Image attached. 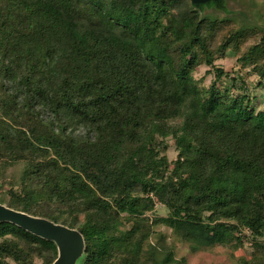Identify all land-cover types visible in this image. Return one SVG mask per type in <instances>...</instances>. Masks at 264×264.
Returning <instances> with one entry per match:
<instances>
[{"label": "trees", "instance_id": "trees-1", "mask_svg": "<svg viewBox=\"0 0 264 264\" xmlns=\"http://www.w3.org/2000/svg\"><path fill=\"white\" fill-rule=\"evenodd\" d=\"M206 8L227 12L223 0H0V202L76 229L78 264H184L166 235L151 240L155 225L193 253L246 240L244 264H264V28ZM55 26L78 76L51 75L16 41L44 45ZM225 51L240 70L215 66ZM200 65L207 87L190 73ZM157 203L167 215L149 218ZM56 255L0 222V264Z\"/></svg>", "mask_w": 264, "mask_h": 264}, {"label": "rangeland", "instance_id": "rangeland-1", "mask_svg": "<svg viewBox=\"0 0 264 264\" xmlns=\"http://www.w3.org/2000/svg\"><path fill=\"white\" fill-rule=\"evenodd\" d=\"M226 6L227 12L214 11L213 9L206 8L203 15H212L220 19H229L234 22L244 25L259 26L264 28V0H223ZM212 12V13H211ZM16 38V37H15ZM19 46L24 47L28 45L30 49L35 53V57L38 59V63L42 65L51 75H58L66 69L72 71L73 76H78L79 71V59L75 51L70 47L67 42V35L62 33L58 26H55L51 30L50 38L44 45H40L37 41H33L29 44L26 43L23 36L16 38ZM43 46V47H42ZM44 60L41 62L39 55L43 49ZM149 46L142 47V52L147 54L149 52ZM215 66L222 68L225 72L232 74L236 70H240L239 63L236 60V55L230 51H225L221 56H215L213 59ZM244 69L242 72H246ZM194 79L198 80L200 87H207L213 79V71L206 65H200L190 72ZM245 76V77H244ZM243 77L248 81L250 95H255L257 99L263 97V92L260 88L253 87L255 84V74H243ZM239 85V83H238ZM253 85V86H252ZM166 155L168 162H172L176 157V150L174 141L168 138L166 141V148L163 151ZM172 167V166H171ZM4 204L7 203L6 198H3ZM168 210L161 204H156L154 209L146 215L149 218L154 216H166ZM151 240L154 241V237H158L160 234H164L168 237L171 245L174 247L175 256L177 258H184V264H244V261H248L250 258L248 241L245 240L244 246L237 250H231L226 245H217L212 250L207 252H191L187 245L180 242L172 235H170V229L164 225H155L152 228ZM250 239V237H248ZM259 240L264 241V235L259 237ZM13 264H18L14 263ZM33 264H42L38 258L34 259Z\"/></svg>", "mask_w": 264, "mask_h": 264}, {"label": "water", "instance_id": "water-1", "mask_svg": "<svg viewBox=\"0 0 264 264\" xmlns=\"http://www.w3.org/2000/svg\"><path fill=\"white\" fill-rule=\"evenodd\" d=\"M206 1L209 0H190L193 4ZM4 221L23 228L38 237L54 242L57 255L50 264H78L83 255L85 249L84 239L76 229H70L45 218L14 210L0 202V222Z\"/></svg>", "mask_w": 264, "mask_h": 264}, {"label": "built area", "instance_id": "built-area-1", "mask_svg": "<svg viewBox=\"0 0 264 264\" xmlns=\"http://www.w3.org/2000/svg\"><path fill=\"white\" fill-rule=\"evenodd\" d=\"M244 233H245L246 235H248V234H249V232H248L247 230H245V231H244Z\"/></svg>", "mask_w": 264, "mask_h": 264}]
</instances>
